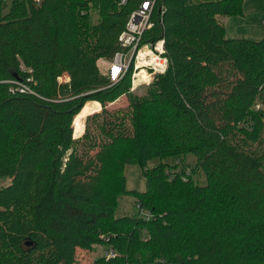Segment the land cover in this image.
Wrapping results in <instances>:
<instances>
[{
	"label": "trees",
	"instance_id": "16d2710c",
	"mask_svg": "<svg viewBox=\"0 0 264 264\" xmlns=\"http://www.w3.org/2000/svg\"><path fill=\"white\" fill-rule=\"evenodd\" d=\"M140 1L0 0V264H75L96 244L113 255L90 264H264V40L224 37L243 0H155L142 41L169 65L137 95L131 68L110 85L97 60ZM124 193L137 208L116 217Z\"/></svg>",
	"mask_w": 264,
	"mask_h": 264
},
{
	"label": "built area",
	"instance_id": "2783aa9c",
	"mask_svg": "<svg viewBox=\"0 0 264 264\" xmlns=\"http://www.w3.org/2000/svg\"><path fill=\"white\" fill-rule=\"evenodd\" d=\"M116 1L120 6H125L128 2V0ZM155 9V0H141L138 3V7L135 10L133 9L130 11L128 14L126 24L119 32L117 39L120 49L113 54L110 61H106L107 67L102 74L107 76L110 85L118 82L129 68H131V82L129 88L131 92L137 87H146L151 81H153L156 75L165 72L169 65V61L164 56L165 51L163 40L159 38L154 42L149 40L142 41L145 31H149L153 25H155V22L162 21V18L160 17L161 12L163 11L162 6L157 11L158 16H156V21L152 18ZM58 81L60 83L62 81L67 83L69 79L66 75H62L61 77H58ZM6 82L10 83L8 90L12 94L15 92H30L24 81L20 80L19 82H16L6 80ZM13 86L16 87L13 88ZM73 136L76 137L74 133ZM139 214L143 216L140 211ZM112 255L113 253L111 250L106 254L107 257Z\"/></svg>",
	"mask_w": 264,
	"mask_h": 264
},
{
	"label": "rangeland",
	"instance_id": "374dc122",
	"mask_svg": "<svg viewBox=\"0 0 264 264\" xmlns=\"http://www.w3.org/2000/svg\"><path fill=\"white\" fill-rule=\"evenodd\" d=\"M240 12L241 14L239 16L236 17L230 16L229 18L230 20L225 22L227 34L224 37L227 39L247 38V40H256V41L257 39H263L264 28L261 24L262 23L264 24V0H243L240 8ZM89 18L93 23H96L98 21L96 14L93 13L92 11L89 13ZM224 19L227 20L226 17H224ZM233 32L234 34H232ZM105 68L106 67L104 65L103 66L100 65L99 72L104 73ZM145 88L146 87L144 86L137 87L133 92L136 93L137 95H143L146 92ZM115 104H116L114 105L115 107H119V105L120 106L123 105L124 107L126 105V101L124 98H120L119 101H117ZM92 113L93 112H91V114ZM91 114H89L88 116H90ZM85 118L83 120L82 132L84 130V125L86 120ZM82 132L76 133L74 129V134L76 135ZM176 161H177L176 158L165 159V162L167 163L168 166L174 165ZM194 162H195V157H193L192 154L191 155L188 154L185 160L182 162V164L180 165L178 164L174 170L177 171L179 168H181L183 170H187L190 172ZM152 164L153 162L151 161L147 167H149ZM123 174L125 176L124 187L126 188L127 191L140 190L142 192L146 189L145 181H144L145 177L141 173L137 164L124 166ZM192 178L196 180V182L199 185H203L204 183L203 173L200 172L197 175L195 174ZM4 184H6V182L0 185H4ZM118 202L119 205L118 208L115 209L114 211V216L116 217H123V215L132 216L135 213L137 207L133 197L130 194L128 193L122 194L119 197ZM110 250L106 245H99V244H96V246H93L88 250L84 248L77 249L74 254V260L76 261L75 264H90L96 259V257L106 256V254L109 253Z\"/></svg>",
	"mask_w": 264,
	"mask_h": 264
},
{
	"label": "crops",
	"instance_id": "0c3cea01",
	"mask_svg": "<svg viewBox=\"0 0 264 264\" xmlns=\"http://www.w3.org/2000/svg\"><path fill=\"white\" fill-rule=\"evenodd\" d=\"M229 18H230V16L226 17L227 20H225L224 17H220V18L218 17L219 23L223 25L224 30L226 31V34H227V30H226L225 22H227L228 20H230ZM233 23H235V22H233ZM261 25L263 26V23H262ZM263 28H264V27H263ZM232 34H234V32H233ZM100 65H102V66L104 65L105 67H107V62H106V60H104V59H103V60H101V59L97 60V66H98V68H99ZM98 70H99V69H98ZM101 74H103V73H101ZM88 103H91V102H88ZM96 104H98V103H96ZM99 106H100L99 109L101 110V105L99 104ZM100 110H99V111H100ZM97 112H98V111H97ZM95 113H96V112H95ZM87 116H88V115H87Z\"/></svg>",
	"mask_w": 264,
	"mask_h": 264
},
{
	"label": "bare ground",
	"instance_id": "6f19581e",
	"mask_svg": "<svg viewBox=\"0 0 264 264\" xmlns=\"http://www.w3.org/2000/svg\"><path fill=\"white\" fill-rule=\"evenodd\" d=\"M85 115H87V113L85 114ZM83 128V127H82ZM80 132H82V129H81V131Z\"/></svg>",
	"mask_w": 264,
	"mask_h": 264
},
{
	"label": "water",
	"instance_id": "95a60500",
	"mask_svg": "<svg viewBox=\"0 0 264 264\" xmlns=\"http://www.w3.org/2000/svg\"><path fill=\"white\" fill-rule=\"evenodd\" d=\"M86 116H87V115H86ZM86 116H85V117H86Z\"/></svg>",
	"mask_w": 264,
	"mask_h": 264
}]
</instances>
